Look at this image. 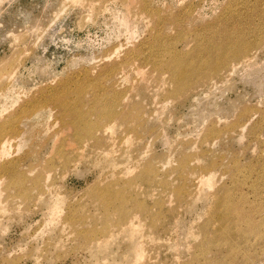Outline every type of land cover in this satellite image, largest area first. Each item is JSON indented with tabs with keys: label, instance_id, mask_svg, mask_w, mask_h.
I'll return each instance as SVG.
<instances>
[{
	"label": "rangeland",
	"instance_id": "374dc122",
	"mask_svg": "<svg viewBox=\"0 0 264 264\" xmlns=\"http://www.w3.org/2000/svg\"><path fill=\"white\" fill-rule=\"evenodd\" d=\"M4 142L0 264H264V0H0Z\"/></svg>",
	"mask_w": 264,
	"mask_h": 264
},
{
	"label": "bare ground",
	"instance_id": "6f19581e",
	"mask_svg": "<svg viewBox=\"0 0 264 264\" xmlns=\"http://www.w3.org/2000/svg\"><path fill=\"white\" fill-rule=\"evenodd\" d=\"M130 3H132V2H130ZM133 4V3H132ZM150 12V11H149ZM123 19H125V18H122V20ZM126 20V19H125ZM127 21V20H126ZM125 22V21H124ZM124 22H122V23H124ZM126 23V22H125ZM128 24V23H127ZM130 24V23H129ZM126 27V26H125ZM238 52V51H237ZM228 53V52H227ZM234 53H235V51H234ZM131 54V53H130ZM237 54V53H236ZM232 55H233V53H232ZM234 56V55H233ZM219 57V56H218ZM218 59V58H217ZM220 61V60H219ZM222 61V60H221ZM128 63V62H127ZM218 63H220V62H218ZM222 63V62H221ZM224 63V62H223ZM223 63H222V65H223ZM119 65V64H118ZM219 65V64H218ZM222 65L220 66V68L222 67ZM213 66V65H212ZM119 67V66H118ZM219 67V66H218ZM110 69V68H109ZM128 69V68H127ZM215 69H217V68H215ZM219 69V68H218ZM119 70V69H118ZM213 71H214V69H213ZM212 71V72H213ZM219 71V70H218ZM217 71V72H218ZM117 72V71H116ZM121 72V71H120ZM209 72V71H208ZM216 72V71H215ZM189 73V72H188ZM194 73V72H193ZM177 74V73H176ZM186 74V73H185ZM107 75V74H106ZM105 76V75H104ZM114 76V75H113ZM86 77V76H85ZM183 77V76H182ZM189 77V76H188ZM87 78V77H86ZM184 79V78H183ZM189 79V78H188ZM175 80V79H174ZM179 80H180V78H179ZM184 80H186V78L184 79ZM176 81H178L177 80V78H176ZM87 82V81H86ZM114 82V81H113ZM175 82V81H174ZM180 82V81H179ZM178 82V83H179ZM91 83V82H90ZM89 82H88V84H90ZM191 83V82H190ZM91 85H92V83H91ZM90 86V85H89ZM106 86V85H105ZM95 87V86H94ZM115 89V88H114ZM96 90V89H95ZM97 96V95H96ZM113 113V112H112ZM111 115V114H110ZM115 115V114H114ZM117 115V114H116ZM80 117V116H79ZM113 117H115V116H113ZM64 124V123H63ZM77 124V123H76ZM111 125H113V124H111ZM87 126V125H86ZM90 127V126H89ZM89 127H88V129H89ZM92 127V126H91ZM108 127V126H107ZM90 130V129H89ZM6 142V141H5ZM3 143L2 144V147H0L1 149H0V155H2V154H4V153H6V148H5V144L6 143ZM1 144V143H0ZM8 151V150H7ZM8 153V152H7ZM4 155H6V154H4ZM1 157V156H0ZM187 163V162H186ZM206 172V171H205ZM130 175V174H129ZM205 180V179H204ZM202 186V185H201ZM179 195V194H178ZM215 200V199H214ZM218 202V201H217ZM216 203V202H215ZM140 210H142V209H140ZM213 210H214V208H213Z\"/></svg>",
	"mask_w": 264,
	"mask_h": 264
}]
</instances>
